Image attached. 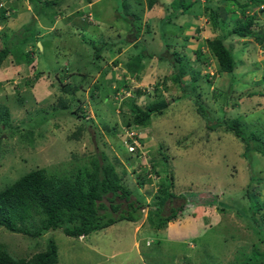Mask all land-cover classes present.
Wrapping results in <instances>:
<instances>
[{"label":"rangeland","instance_id":"rangeland-1","mask_svg":"<svg viewBox=\"0 0 264 264\" xmlns=\"http://www.w3.org/2000/svg\"><path fill=\"white\" fill-rule=\"evenodd\" d=\"M47 1L56 5L0 0L7 9H0V47H9L0 64V113L6 114L5 125L0 123V188L37 167L71 176L104 155L129 190L127 201L140 203V215L81 239L60 229L31 237L0 227L1 246L28 258L52 239L57 264H236L247 257L250 264H264V48L228 37L236 68L226 73L218 72L202 43L210 37V12L225 32L237 11L223 14L226 0H191L182 13L171 8V0L150 9L146 0H127L123 10L138 17L127 15L132 24L123 18L121 0ZM256 16L264 22V12ZM196 46L208 57L204 62L195 60ZM162 51L159 62L147 56ZM172 51L188 55L198 71L185 90L163 80L171 73ZM140 52L139 67L134 55ZM160 98L169 101L163 113L132 129L141 141L127 148L122 121L129 106L146 107ZM234 118L248 150L215 125ZM258 144L262 151L253 147ZM168 174L171 192L183 197L156 209L158 183ZM114 202L125 209L124 199ZM181 203L185 209L164 227L148 224L149 210L155 221Z\"/></svg>","mask_w":264,"mask_h":264},{"label":"trees","instance_id":"trees-1","mask_svg":"<svg viewBox=\"0 0 264 264\" xmlns=\"http://www.w3.org/2000/svg\"><path fill=\"white\" fill-rule=\"evenodd\" d=\"M146 1L149 9L158 7L164 2L163 0ZM43 3L56 5V2H49L47 0H43ZM136 3L140 5V0H137ZM191 3V0H171L169 4L173 9L180 8V13H182L186 11ZM57 4L59 5V2ZM120 4V9H125L127 0H121ZM0 9L3 13L7 11L3 7ZM220 10L223 14L231 13V15L237 11L238 16H234L232 26L223 32V23L218 24L214 20L215 12H210L208 17L212 22V29L207 27L208 31L211 32L209 33L210 37L206 38L202 43H204L208 57L214 59L218 72L232 73L236 68V62L231 45L226 42L228 37L249 38L264 48V22L256 16L257 11L264 12V0H248L243 3L235 0H226V4L221 6ZM246 11L252 12L251 14H247ZM122 14L124 20L132 24L134 23L128 19V14H131L136 20L138 19L134 13L127 12L126 10H123ZM2 18L5 17L2 16ZM134 27L135 31L131 34L133 38L139 32V24L136 22ZM196 30L197 28H195ZM8 50V44L0 47V64L6 57ZM163 51L158 54L150 52L147 53V56L152 61L159 62L162 59L161 54ZM192 52L197 61L204 62V60L208 59V57H204V52L201 51L200 46L193 48ZM143 56V52L134 55L139 67L140 58ZM169 61L171 63V73L164 76V82L170 80L171 83L185 90L186 85L196 79L198 71L189 65L188 55L185 56V54L181 53L178 55L176 51H172ZM128 64V61L124 62L125 66ZM133 71L136 72L137 70L134 69ZM204 76L208 77V74H204ZM185 78L187 80H183ZM260 80H264V72ZM76 88L75 86L71 90V93ZM139 90L135 87L133 92L136 94L139 93ZM168 102L165 98H160L142 108H138L137 106L131 107L130 105L128 112L130 116H127V119L122 121L125 126L122 131L125 143L135 146L136 141H141L136 137V133L132 129L146 126L149 123L150 116L162 114ZM120 106L122 107V104ZM202 111L203 107L200 105L198 112ZM71 114L75 117L77 116L76 111L71 112ZM5 116V113L3 115L0 113V123L2 125H5ZM232 120L230 123L219 119L215 125L223 127L226 133H231L234 137L242 140L244 142V150H248V140L241 130H239L236 118ZM39 121H42V119ZM215 125H212V127H215ZM131 132L132 134L130 135L129 133ZM253 147L261 151L263 148L259 144ZM171 191L172 176L168 174L163 178V181L158 183V193L154 196L157 203L156 209H161L162 204L167 200L169 201L170 198L183 197L180 192L173 193ZM249 191V189L244 190L246 192L244 196L246 195L248 199L249 194L247 193ZM128 194L129 190L122 184L113 165L107 161L104 155H101L100 161L92 158L89 168L83 166L71 176L64 174L59 176L49 175L44 168L37 167L0 188V227L12 233L31 237L54 229H60L64 235L75 239L79 235L84 237L86 234L97 229H102V232H106L109 228L112 229V225L121 219L136 222L139 218L141 205L139 202L127 201ZM103 198L107 200V204L102 201ZM114 198L124 199L126 203L124 210L120 209V202H114ZM257 207L258 204L256 209ZM129 209L133 212V215H131ZM182 209H185V207L181 203L175 208H170L168 215L158 216L155 221L151 217L154 210H149L146 216L147 222L151 227L156 229L164 227L169 220L173 219L176 211L179 213ZM122 212L124 214H120ZM56 248L55 243L50 239L43 250L25 258L12 256L0 244V264H57ZM110 253L113 254L114 252ZM247 258L237 261L236 264H250Z\"/></svg>","mask_w":264,"mask_h":264},{"label":"clouds","instance_id":"clouds-1","mask_svg":"<svg viewBox=\"0 0 264 264\" xmlns=\"http://www.w3.org/2000/svg\"><path fill=\"white\" fill-rule=\"evenodd\" d=\"M121 91H122V90H120V93H121ZM117 108H122V107L120 106V103H119V102L117 103ZM125 144H126V143H125ZM126 146H127V148H129V149H130V148L135 149V148L137 147V143H136L135 146L130 145V144H126ZM149 160H150V158H149ZM148 178H149V177H148ZM157 189H158V187H157ZM251 189H252V187H251ZM191 198H192V197H191ZM192 199H193V198H192ZM187 202H188V201H187ZM187 202H186V203H187ZM189 203H190V202H189ZM190 206L192 207V203L190 204ZM176 219H179V218L176 217ZM82 237H83L82 235H79V236H78L79 239H81Z\"/></svg>","mask_w":264,"mask_h":264},{"label":"crops","instance_id":"crops-1","mask_svg":"<svg viewBox=\"0 0 264 264\" xmlns=\"http://www.w3.org/2000/svg\"><path fill=\"white\" fill-rule=\"evenodd\" d=\"M89 4V3H88ZM80 14V13H79ZM240 39H244V38H240ZM249 39V38H248ZM251 40V39H250ZM255 43V42H254ZM243 47V46H242ZM191 225H194V223H192ZM189 238V237H186ZM115 252V251H114ZM112 255V254H111Z\"/></svg>","mask_w":264,"mask_h":264},{"label":"built area","instance_id":"built-area-1","mask_svg":"<svg viewBox=\"0 0 264 264\" xmlns=\"http://www.w3.org/2000/svg\"><path fill=\"white\" fill-rule=\"evenodd\" d=\"M130 135L132 134V132L131 133H129Z\"/></svg>","mask_w":264,"mask_h":264},{"label":"water","instance_id":"water-1","mask_svg":"<svg viewBox=\"0 0 264 264\" xmlns=\"http://www.w3.org/2000/svg\"><path fill=\"white\" fill-rule=\"evenodd\" d=\"M38 45H39V43H38ZM40 46V45H39Z\"/></svg>","mask_w":264,"mask_h":264}]
</instances>
